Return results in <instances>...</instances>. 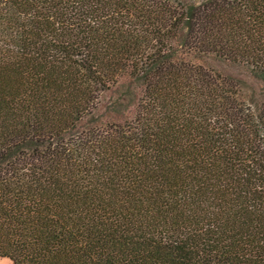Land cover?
I'll return each instance as SVG.
<instances>
[{
    "label": "trees",
    "instance_id": "trees-1",
    "mask_svg": "<svg viewBox=\"0 0 264 264\" xmlns=\"http://www.w3.org/2000/svg\"><path fill=\"white\" fill-rule=\"evenodd\" d=\"M0 258L264 264V0H0Z\"/></svg>",
    "mask_w": 264,
    "mask_h": 264
},
{
    "label": "rangeland",
    "instance_id": "rangeland-1",
    "mask_svg": "<svg viewBox=\"0 0 264 264\" xmlns=\"http://www.w3.org/2000/svg\"><path fill=\"white\" fill-rule=\"evenodd\" d=\"M208 65L211 68L225 75H229L246 82L250 88L256 91H260L261 87L263 86L262 83L254 79L249 73V71L241 65L227 61L217 60V59L208 60ZM0 264H13V263L8 259L0 258Z\"/></svg>",
    "mask_w": 264,
    "mask_h": 264
}]
</instances>
